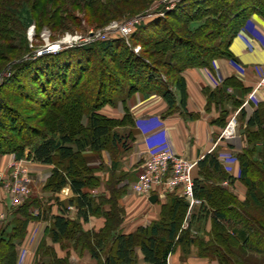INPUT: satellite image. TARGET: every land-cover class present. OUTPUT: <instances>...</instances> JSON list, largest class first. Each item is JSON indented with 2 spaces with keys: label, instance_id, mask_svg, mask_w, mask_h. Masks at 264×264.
Instances as JSON below:
<instances>
[{
  "label": "trees",
  "instance_id": "1",
  "mask_svg": "<svg viewBox=\"0 0 264 264\" xmlns=\"http://www.w3.org/2000/svg\"><path fill=\"white\" fill-rule=\"evenodd\" d=\"M155 1L0 0V41L4 42L0 53L17 47L28 53L26 37L32 26L38 36L48 29L54 38L87 32L88 27L100 30L112 21L142 15ZM255 14L264 18V0H177L163 15L139 24L128 41L112 36L54 54L35 56L34 52L28 60L17 62L0 90V155L14 154L17 160L53 170L43 187L47 196L26 198L0 230V264H17V246L25 240L30 223L48 217L54 242L82 243L95 258L108 247L104 264H138V250L147 264H169L177 247L185 255L195 247L200 257L212 256L209 259L219 264H264L262 106L247 122V147L238 155L239 180L247 188L242 202L222 185H233L237 178L225 171L216 154H206L197 163L199 177L194 179V197L200 205L190 211L184 197L169 193L159 220L124 234L125 210L120 201L127 185L118 186L127 174L111 172L103 179L97 173L104 166L88 163L89 154L101 158L109 152L115 168L118 157L130 150L133 134L120 129L134 126L133 116L129 110L122 118L109 113L119 99L155 95L165 100L168 113L184 109L185 72L211 69L218 59H234L232 43ZM136 46L141 47L139 53L134 51ZM234 81L227 80L208 94L209 101L215 100L222 110L216 121L222 129L228 118L224 103L234 99L225 86ZM103 185L104 192L91 193ZM66 187L72 197L60 201L58 195ZM51 202L57 203L58 214H50ZM252 205L259 212L249 210ZM70 206L77 210V218H71ZM91 217H103L104 226L84 230L82 225ZM208 222L211 229L205 239L201 231ZM51 264L68 263L55 256Z\"/></svg>",
  "mask_w": 264,
  "mask_h": 264
},
{
  "label": "crops",
  "instance_id": "2",
  "mask_svg": "<svg viewBox=\"0 0 264 264\" xmlns=\"http://www.w3.org/2000/svg\"><path fill=\"white\" fill-rule=\"evenodd\" d=\"M231 51L234 59H218L214 61L211 69L194 68L185 72L187 100L184 109L180 108L178 111L168 113V105L162 97L141 96L140 94H136L132 98H121L116 106L110 109L111 115L119 118H122L126 110H129L134 119V126L120 129L121 133L133 134L134 138L128 141L130 150L118 157L117 166L113 167L115 163L110 159L109 152L103 153V157L109 159L105 158V164L103 162L100 165L96 164V167L106 166V169L97 173L103 179L108 177L111 172L117 176L127 174L125 180L118 186L127 185L126 195L120 201L124 212H127L121 226L122 233H132L140 226H148L153 221L159 220L162 205L167 201V196L157 197L154 202L147 201L138 197L131 190V186L139 178L149 154L150 147L147 139L152 135L165 132L174 152L186 160L196 163V167L192 171L194 179L199 177L197 163L206 154H216L225 171L237 178L234 188H241L240 194L246 195L247 188H244L245 186L239 180L241 169L238 155L247 147L245 136L247 122L259 110L260 106H262L261 115L264 117V88L259 86L264 71L263 17L256 14L251 17L234 39ZM230 79L235 81L231 82L232 84L229 86H225V89L234 99L224 103V111L228 113V118L227 126L222 129L216 122L222 116V110L215 100L209 101L208 94L224 86V83ZM236 101L241 104L236 106ZM231 123H235L236 128L232 130L228 128ZM225 131L230 136L226 139L223 137ZM6 158L0 162V172L7 171L8 160ZM30 163L33 167L35 166L33 170L37 178L43 171H48L47 174L44 173L46 177L42 182H35L37 184L34 185L33 190L35 196H47L43 192V187L51 177L53 168L32 161ZM104 191L103 185L99 189L92 190L91 193L98 195L99 192ZM58 196L60 201L70 197L65 198L61 193ZM51 204L50 214H58L57 203L51 202ZM8 205L7 195H1L0 215L3 213L6 215L8 212L10 216L11 211L8 209ZM192 208L190 206V211ZM33 211L34 215L37 214L36 210H31V212ZM76 211L70 210L71 218H77ZM49 218L30 223L25 240L17 246V264H51L55 256L67 260L68 264L105 263L109 253L108 247L100 254L99 258H95L82 243L75 244L70 240H65L62 243L54 242L48 231L51 224ZM2 220L3 217H0V221ZM104 223L103 217H91L90 221L82 226L84 230L98 231L104 226ZM209 224L210 222L207 223V225ZM208 228L210 225L206 227L207 231H209ZM41 244L44 246L40 247ZM138 260V264H147L140 250H138ZM169 264L216 263L209 258L200 257L198 249L195 247H192L186 255L182 247H177L169 257Z\"/></svg>",
  "mask_w": 264,
  "mask_h": 264
},
{
  "label": "built area",
  "instance_id": "3",
  "mask_svg": "<svg viewBox=\"0 0 264 264\" xmlns=\"http://www.w3.org/2000/svg\"><path fill=\"white\" fill-rule=\"evenodd\" d=\"M164 3L172 7L175 1L164 0ZM150 16H152V14H150L149 17ZM146 17L142 14L124 22H112L102 33L93 34V36L86 39L79 36L68 35L62 40L51 42L49 37H47V39L44 37V34L47 33V31H44L42 33L43 40L45 38L44 45L42 48L36 50L35 56L58 53L62 49L76 46L80 43H90L96 40L106 41L112 36H121L128 41L136 27L141 24ZM30 31H34L33 26L30 28ZM135 52H139V48H136ZM259 86L260 88H264V71ZM231 125L232 123L228 128H230ZM223 137L225 139L230 137L229 133L225 131ZM147 142L150 151L143 164V169L139 178L131 186L132 192L147 201H150V198L154 195L165 197L169 193L177 192L190 203L191 207L200 205L201 201L194 197V178L192 177V171L196 163L186 160L182 156L176 154L165 132L148 137ZM17 187L19 190L24 189L25 184H19ZM63 192L69 194L71 191L69 188H65ZM25 199L26 198L20 197L12 205L20 206L24 203ZM69 210L76 209L74 206H70Z\"/></svg>",
  "mask_w": 264,
  "mask_h": 264
},
{
  "label": "rangeland",
  "instance_id": "4",
  "mask_svg": "<svg viewBox=\"0 0 264 264\" xmlns=\"http://www.w3.org/2000/svg\"><path fill=\"white\" fill-rule=\"evenodd\" d=\"M174 1H175V3L177 2V0H174ZM172 7H171V5H169V6L166 5V3H164V0L155 1L154 4L152 5V7L148 11H144L142 13L145 17L148 16V17L145 18V20L143 22L147 21L148 19H153V18H156L158 16L163 15L164 12L168 11ZM76 14L80 15V16L83 15L79 11H77ZM150 14H152V16L149 17ZM112 22H120V21L115 20V21H112ZM83 25L86 26V23L83 22ZM108 26H106L105 28H102L100 30H95V29L91 30V28L88 27V31L87 32L86 31H84V32L76 31L74 33H66V34H64L61 37L57 36L55 38H54V34H52L48 29H44L42 32L39 33L40 36H38L36 29H34V31L31 32L30 31L31 27H30L28 29V31H27V37H26L27 38V42H28V53L26 51H23L24 49L22 51H20L18 49V47H17V49L15 48L14 51L11 52V53L10 52L8 53L6 51H5V53H0V90H2V87L4 85L5 80L9 79L11 77V75L13 74V68L17 65V62L19 64V63L22 62L21 61L22 59H23V61L24 60L25 61L28 60L31 57V55L34 52H36L37 49L42 48V46L44 45L45 38L47 39V37H49L51 42H54V40H62L63 38L67 37L68 35L79 36V37H83L84 39H86V38H88L90 36H93V34L102 33ZM44 31H47V33L44 34L45 38L43 40V38H42L43 34L42 33ZM3 43L4 42L0 41V46L3 45ZM170 44L172 45V43H170ZM20 47L21 46H19V48ZM136 48H139V52H140L141 47L140 46H136L134 48V51H135ZM30 51H31V54H30ZM139 52H136V53H139ZM33 55H36V54H33ZM110 109H113V107H111ZM109 113L112 114L111 111H109ZM234 128H236V125H235V123H232L230 129L232 130ZM105 154H107V153H105ZM103 156L104 155H102L101 158H99V157L97 158V156H95L93 154H89L88 160H90V161L88 163L90 165H92V166H96V164L100 165V164H102V162L104 163L105 158L108 159V157H103ZM5 157H7L6 159L8 160L7 171L6 172L5 171L4 172H0V196L1 195H3V196L7 195V199H8V202H9V205H8L9 208L8 209L10 211H12V210H14V209H16L18 207V206H13L12 205L13 203H15L17 201L18 198H20V197L28 198L30 196L35 197V195H33L34 194V192H33L34 185L37 184L35 182H39V181L42 182L43 179H45V177H46L45 174H47L48 171L47 172L43 171V173H40L38 175L39 177L37 178V175H35L36 173H34L35 171L33 170V168L35 166L33 167V165H31L32 163H30L29 160H27V159L17 160L16 156L14 154H7V155H4V156L0 155V162L3 161ZM110 159L112 160V156H110ZM39 165H41V164H39ZM195 167H196V165H195ZM103 169H106V166H104ZM23 183L25 184V188L19 190L17 186L19 184H23ZM234 184H235V182L233 183V185H230L229 183H226V182L222 183V185L224 187H228L229 190L233 191L236 194V196L240 199L241 202L245 201L247 199V191H246V195L243 196L242 194H240L241 188H237V189L234 188ZM239 187H241V186H239ZM244 188H246V186ZM62 191H61V195H64L65 198L69 197V196L71 197L72 192L67 194L66 192H62ZM69 198H67V199H69ZM249 208H250L249 210H252V211H255V212H259V210H257L258 207L254 206V205H252ZM126 216H127V212L126 213L124 212V218H126ZM0 217H3V220L0 221V225H1L0 230H1L7 224V221L9 220V218H8L9 217V213L7 212L6 215L3 213V214L0 215ZM209 225L206 224L205 226L204 225L202 226L204 231H201V235H203V237H205V239L208 238L206 233L209 232V231H207L206 227L209 226ZM208 229L210 230L211 227L208 228ZM26 236H27V234H26ZM186 258H188V257H186ZM202 258H204V257H202ZM209 258L212 259V256H210ZM212 261H215L216 264H219V262L216 259H214V258H213Z\"/></svg>",
  "mask_w": 264,
  "mask_h": 264
},
{
  "label": "water",
  "instance_id": "5",
  "mask_svg": "<svg viewBox=\"0 0 264 264\" xmlns=\"http://www.w3.org/2000/svg\"><path fill=\"white\" fill-rule=\"evenodd\" d=\"M242 131H243V130H242ZM156 199H157V196H152L151 199H150V201H151V202H154Z\"/></svg>",
  "mask_w": 264,
  "mask_h": 264
}]
</instances>
